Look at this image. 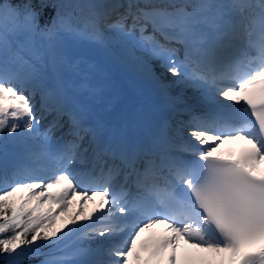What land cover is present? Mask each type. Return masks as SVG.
<instances>
[{
	"label": "snow or ice",
	"instance_id": "6c2138e0",
	"mask_svg": "<svg viewBox=\"0 0 264 264\" xmlns=\"http://www.w3.org/2000/svg\"><path fill=\"white\" fill-rule=\"evenodd\" d=\"M48 6L40 0L41 9ZM244 9L258 23L233 21ZM41 15L31 0L0 3V138L38 140L40 155L55 164L49 175L17 166L0 179V255L7 264H24L42 248L64 254L49 253L40 264H264V0H117L101 11L76 0L43 25ZM108 33L200 91L210 111L179 121L174 134L165 122L147 143L107 126L69 94L61 72L69 61L59 42L67 35L105 46ZM225 110L232 118H223ZM46 115L52 119L41 131ZM61 130L63 142L50 156L47 146ZM237 140L243 143L235 151H221ZM89 154L92 169L74 172ZM156 226L160 233L140 239ZM73 237L79 243L65 250ZM97 238L102 257L79 259ZM181 242L191 250L181 251Z\"/></svg>",
	"mask_w": 264,
	"mask_h": 264
},
{
	"label": "bare ground",
	"instance_id": "6f19581e",
	"mask_svg": "<svg viewBox=\"0 0 264 264\" xmlns=\"http://www.w3.org/2000/svg\"><path fill=\"white\" fill-rule=\"evenodd\" d=\"M250 3L255 4L256 0H250ZM244 10L250 12V9ZM74 48L75 50H73L74 52L71 51V54H63L67 57L69 64L64 65L61 69L64 79L70 85L69 94L73 99L90 105L94 116L103 120L107 126L116 128L117 130L125 129L127 133L126 124L128 117L136 109H142L148 105L151 98L163 89L162 80L153 75L151 71H149L150 74H147L145 70L149 65L143 67L141 62V67L136 69L132 64L127 63L122 57L114 53L106 56L107 59H103L94 53L93 49L77 48V46H74ZM71 64H76V67H70L69 65ZM81 84H86L88 91H81L77 94L74 90L79 89ZM93 91L95 92L94 95L91 94ZM190 112H195L199 115L206 114L202 108L191 109L189 105L184 106L182 113L184 117H187L186 114L189 115ZM40 115L41 112L38 116ZM221 115L225 119L232 118L224 113H221ZM44 119L41 122L42 129L47 127L48 121L52 118ZM118 126L120 128H117ZM56 137L54 133L51 139ZM238 142L239 144L243 143L239 140L226 142L220 146L221 151H228L226 150V145H229V149L235 151L237 145H239ZM60 143L58 142L51 150L57 152L56 149L59 148ZM90 163L87 168L82 170H72L76 173L88 172L93 167V162ZM261 166L264 168V165ZM98 170L99 168L97 166V172ZM127 187L130 192H136L134 186L128 185ZM181 246V251L189 249V246L184 245L183 242H181ZM77 258H73L72 256L68 257L69 261Z\"/></svg>",
	"mask_w": 264,
	"mask_h": 264
},
{
	"label": "rangeland",
	"instance_id": "374dc122",
	"mask_svg": "<svg viewBox=\"0 0 264 264\" xmlns=\"http://www.w3.org/2000/svg\"><path fill=\"white\" fill-rule=\"evenodd\" d=\"M109 4L112 5L114 4V0H108ZM107 2V5H109ZM225 2V1H224ZM100 26H104V24H101ZM108 37V42L106 43L105 46H101L97 43H93L90 42L88 40H76L73 39L71 36H63L59 42V47L61 50V53L66 55L65 53H70L71 51L75 50L74 46H77V48H87L89 49H93V52L96 53L99 57H102L103 59H107L106 56L110 55V54H115L119 57H122L127 63L132 64L133 67H135L136 69H138V67L140 66V62L141 64H143V67H146L149 65V67L146 68L145 72L147 74H150L149 70L150 69H155L154 72H152L153 75H155L158 79L160 78L162 80V86L166 91L171 92V99H175L177 100L176 102H186L188 103L189 101H205L202 99V95L201 92L188 86L186 83L184 82H178L177 78L163 74L159 68V64L157 61L153 60L146 52L134 49L131 44L130 45V51L129 54L125 52V50H123L121 48V45H119L118 43H116L115 41H119L120 43H124L123 41L117 40L113 37ZM23 39V38H22ZM74 52V51H73ZM124 52V53H123ZM138 65H136V64ZM50 73L51 70H46ZM155 77V78H156ZM185 119V118H184ZM182 119V116H179L178 118L173 119L172 124L174 127H176L179 121L183 120V121H187ZM174 129H172L173 131ZM42 131V130H41ZM175 132V130L173 131ZM55 136H57L54 139H51L47 148L49 149L51 146L54 145V143L56 141H58L62 135V133L60 134L59 131L55 132ZM60 134V135H59ZM59 135V137H58ZM53 136V135H52ZM8 141H12V140H6ZM38 143H40V141L38 140H27L24 142H16L13 141V146L11 147L13 150V152L15 153V159L19 158L18 155L23 156V154H27V157H29L31 159V161L33 162V164L36 166L35 169L39 170V174L40 175H49L51 174V169H53L55 167V164L53 162V160H51L48 156H42L40 155V153L42 152V149L38 150L37 149V145ZM41 146V144H40ZM50 156L51 152L48 150ZM79 164V162H77ZM74 165V164H73ZM0 167L2 168V166L0 165ZM72 168V166H71ZM75 170H79V169H75ZM10 178V177H9ZM98 199V198H95ZM95 207V204L90 202L88 204V208L89 210H91V208ZM66 222V219H62L60 221L57 222V228H62L64 223ZM98 239V238H97ZM94 240H90L87 241L86 243L89 244ZM78 240L76 237H73L72 239H70L67 243V249L65 250H74L75 246L78 244ZM62 249H64V246H61ZM182 249V247H181ZM55 251H53V254L56 255H63V251L61 252H57V250L54 248Z\"/></svg>",
	"mask_w": 264,
	"mask_h": 264
},
{
	"label": "trees",
	"instance_id": "16d2710c",
	"mask_svg": "<svg viewBox=\"0 0 264 264\" xmlns=\"http://www.w3.org/2000/svg\"><path fill=\"white\" fill-rule=\"evenodd\" d=\"M30 2V0H0V3L4 4L6 7L8 6H19V5H23L25 3ZM31 2L33 3V6L37 9L42 11V15H41V19L40 22L43 25L44 23L50 21L52 19V17L55 15L56 11L58 8H60V10H63L64 6L69 4V3H73L76 2V0H45V2L49 5L47 8L41 9L40 8V0H31ZM79 2L81 3H86L88 2V0H79ZM108 0H91V3H93L96 6V10L97 11H101L104 10V8L106 7H110L111 5H107ZM117 0H114V3H116ZM120 2H123V0H120ZM103 23V22H101ZM103 28V27H101ZM109 37H113L114 35L111 33L107 34ZM119 45L123 46L124 49L129 52L130 51V45L129 43H122L120 44L119 42H117ZM2 139L0 138V163L4 162L6 160V155L10 154V152L3 146L2 144ZM6 159V160H5ZM10 161V160H9ZM48 248H42L41 249V253L42 255L40 256H29L24 260V264H40V261L42 259L45 258V255H47L45 252V250ZM0 264H7V254H2L0 255Z\"/></svg>",
	"mask_w": 264,
	"mask_h": 264
}]
</instances>
